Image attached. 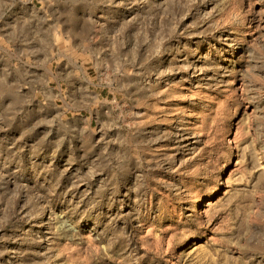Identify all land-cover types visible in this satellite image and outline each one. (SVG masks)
Wrapping results in <instances>:
<instances>
[{"label": "rangeland", "instance_id": "obj_1", "mask_svg": "<svg viewBox=\"0 0 264 264\" xmlns=\"http://www.w3.org/2000/svg\"><path fill=\"white\" fill-rule=\"evenodd\" d=\"M0 264H264V0H0Z\"/></svg>", "mask_w": 264, "mask_h": 264}]
</instances>
